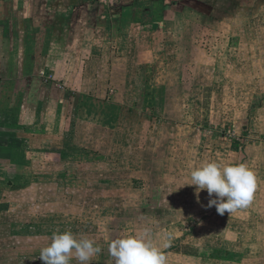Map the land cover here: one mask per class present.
Segmentation results:
<instances>
[{"label":"rangeland","instance_id":"374dc122","mask_svg":"<svg viewBox=\"0 0 264 264\" xmlns=\"http://www.w3.org/2000/svg\"><path fill=\"white\" fill-rule=\"evenodd\" d=\"M240 1L246 9L254 2ZM262 3L255 10L260 14L245 16L244 9L233 8L228 12L231 16L218 15L223 23L217 35L200 33L195 47H191L189 38L185 42L188 47L172 61L163 64L158 60L154 77V72L150 78L146 71L137 72L136 93L123 97L135 111L131 113L134 119L129 125L130 135L123 138V143L119 137L121 153H116L114 142L109 148L111 139H102L103 143L90 137L73 139L71 152L86 150L90 158L72 155L69 163L75 165L68 177H54L59 188L66 182L70 184V192L54 189L58 200L60 196H70V212H65L62 205L50 206L55 216L65 212V218L40 224V235L62 233L65 228L77 239L96 241L102 251L92 257L90 264H115L109 252L110 242L139 235L146 227L151 229L150 238L156 245L162 246L165 236L171 234V247L163 249L167 264H264ZM242 20L243 32L232 31L234 40L229 43L222 29L226 23L233 26ZM259 23L263 28L255 30L254 25ZM177 60L186 62L181 71L183 83L178 79L181 65ZM127 144H134L135 156L127 155V150H131ZM100 148L109 152L110 158L97 163L98 158L92 153L98 154ZM148 154L154 157V172L149 166L141 167ZM210 161L243 163L256 173L257 187L249 207L220 215L215 206L206 207V190L197 193L196 186L186 185L191 183V170ZM87 170L95 173L81 172ZM47 178L44 174L38 176L40 181ZM87 187L95 190L89 200L83 190ZM30 194L26 192L24 198ZM31 196L33 201L43 203L39 213L45 212L49 200L43 202L39 195L37 199L36 192ZM16 228L19 225L13 226V230ZM70 264L79 262L72 259Z\"/></svg>","mask_w":264,"mask_h":264},{"label":"crops","instance_id":"0c3cea01","mask_svg":"<svg viewBox=\"0 0 264 264\" xmlns=\"http://www.w3.org/2000/svg\"><path fill=\"white\" fill-rule=\"evenodd\" d=\"M263 1L248 11L240 0H0V264H44L39 248L52 232L40 235V224L70 212V196H54V177H68L72 155L90 158L86 150L71 152L73 139H111L109 148L114 142L121 153L119 137L130 135L135 111L123 97L133 96L137 72L154 77L159 61H172L189 38L195 47L200 33L217 35L218 15L231 16L233 8L260 14ZM243 21L222 29L229 43L232 31L243 32ZM177 62L180 73L186 62ZM178 79L184 82L182 72ZM127 145V155L135 156L134 144ZM109 154L100 148L92 156L102 163ZM147 162L141 167L154 172L151 154ZM43 174L47 180H38ZM60 188L70 192L67 182ZM83 190L87 200L95 191ZM28 191L50 201L45 212L31 194L24 198ZM59 205L65 212L55 216L49 208Z\"/></svg>","mask_w":264,"mask_h":264},{"label":"clouds","instance_id":"9594fccd","mask_svg":"<svg viewBox=\"0 0 264 264\" xmlns=\"http://www.w3.org/2000/svg\"><path fill=\"white\" fill-rule=\"evenodd\" d=\"M190 180L186 185L196 186L197 193L206 190L209 196L206 207L215 206L220 215L249 207L257 187L256 173L243 163L205 162L191 170ZM150 234L151 229L146 227L139 235L113 239L109 252L115 264H167L163 249L171 247V234L165 236L162 246L154 244ZM101 251L92 239H77L71 231L54 232L50 243L40 250L39 258L44 264H70L73 258L79 264H90L92 257Z\"/></svg>","mask_w":264,"mask_h":264},{"label":"built area","instance_id":"2783aa9c","mask_svg":"<svg viewBox=\"0 0 264 264\" xmlns=\"http://www.w3.org/2000/svg\"><path fill=\"white\" fill-rule=\"evenodd\" d=\"M47 78H50L51 79L52 78V75H48Z\"/></svg>","mask_w":264,"mask_h":264}]
</instances>
